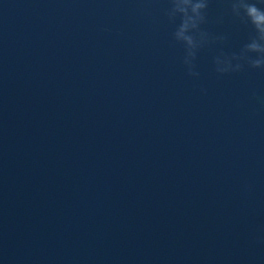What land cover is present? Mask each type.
<instances>
[{"label": "water", "instance_id": "obj_1", "mask_svg": "<svg viewBox=\"0 0 264 264\" xmlns=\"http://www.w3.org/2000/svg\"><path fill=\"white\" fill-rule=\"evenodd\" d=\"M171 8L0 0V264H264L253 30L208 0L189 65Z\"/></svg>", "mask_w": 264, "mask_h": 264}, {"label": "clouds", "instance_id": "obj_2", "mask_svg": "<svg viewBox=\"0 0 264 264\" xmlns=\"http://www.w3.org/2000/svg\"><path fill=\"white\" fill-rule=\"evenodd\" d=\"M171 3L169 16L173 19L177 15L180 17L174 38L186 46L185 63L191 65L197 50L209 40V34L201 30V25L206 22L204 13L208 8V0H171ZM261 4H264V0H231L233 14L251 27L253 35L239 54H233L223 60L217 58L218 72L239 71L243 64L237 63L233 67V60L246 62L252 68H264V7L260 6ZM190 74L198 75L194 72Z\"/></svg>", "mask_w": 264, "mask_h": 264}]
</instances>
